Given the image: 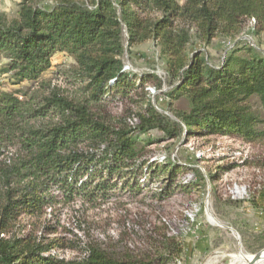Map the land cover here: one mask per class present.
<instances>
[{
    "label": "trees",
    "instance_id": "1",
    "mask_svg": "<svg viewBox=\"0 0 264 264\" xmlns=\"http://www.w3.org/2000/svg\"><path fill=\"white\" fill-rule=\"evenodd\" d=\"M41 1L21 0L13 19L0 13V74L8 76L10 87L26 83L17 91L0 84V264H62L46 254L63 248L65 240L44 243L34 231L8 236L21 216L41 220L60 203L79 199L96 208L124 194H141L148 186L137 180L143 172L148 174L143 181L157 182L161 175L168 186L174 182L182 167L167 159L161 167L140 153L141 143L151 142L141 140L149 132L168 141L228 135L264 143V53L235 49L216 68L198 52L188 56L189 46H206L217 37L233 41L245 21H254L255 36L264 32V0H97L90 2L92 8L86 0ZM149 41L166 58L173 117L147 102L135 125L124 120L114 126L100 107L111 95L131 98L141 88L123 69L124 44L130 51ZM58 53L74 63L61 72L75 89L72 96L43 78ZM180 97L188 108L170 112V101ZM251 99L259 101L262 111L249 107ZM195 173L197 182L177 188L203 193L205 179ZM166 195L163 189L151 193L156 201ZM116 248L97 241L85 244L77 264H150L145 254L153 252L152 264H176L182 245L178 238L162 235L158 244L137 254L125 250L127 258L110 252ZM263 248L264 243L246 252L253 256Z\"/></svg>",
    "mask_w": 264,
    "mask_h": 264
},
{
    "label": "rangeland",
    "instance_id": "2",
    "mask_svg": "<svg viewBox=\"0 0 264 264\" xmlns=\"http://www.w3.org/2000/svg\"><path fill=\"white\" fill-rule=\"evenodd\" d=\"M20 1L0 0V13L7 19L15 18ZM86 1L92 8L90 2L97 0ZM254 33V21H245L241 33L233 41L217 37L206 46L195 44L189 46L188 56L190 58L198 52L205 64L216 68L235 49L237 52L248 49L262 54L264 32L257 31L256 36ZM123 37L126 41L125 33ZM243 47L246 49L240 50ZM124 49L123 69L128 79L141 88L132 91L131 98L109 96L100 111L117 127L122 126L124 120L129 125H135L138 110L147 102L159 113L173 117L168 112L167 95L172 86L168 84L166 58L160 54L156 43L149 41L132 47L130 51L125 43ZM51 63L43 78L52 79L62 91L72 96L75 89L65 82L67 80L61 72L70 69L74 65L73 60L58 53L52 57ZM144 76L149 78L146 77L141 84L140 79ZM155 79L161 82L160 88ZM8 81L7 75L0 74V84L5 90L17 91L26 85L10 87ZM142 88L148 95H143ZM170 103V112L188 108L187 101L181 97L172 99ZM248 105L252 110L262 111L257 99H251ZM148 138L151 142L141 143L140 153L150 162L165 167L167 159L183 168L169 186L163 182L161 175L157 182L154 179L143 181L148 174L141 172L143 175L137 178L138 182L142 183L141 187L148 185L141 194H124L119 201L113 198L96 208L79 199L69 204L60 203L47 209L41 220L21 216L12 225L8 236L20 238L34 231L44 243H47L46 239L65 240L63 248L52 249L46 254L62 261V264L79 263L83 256L82 246L91 242L117 247L116 252H110L127 258L125 250L133 249L137 254L138 250L148 249L151 243L158 244L162 235L178 238L182 245L176 264H245L241 255H248L246 250L264 243V236H259L264 230V204L261 202V195L264 194V143L248 144L241 138L228 135H192L168 141L155 131L143 135L141 140ZM195 170L200 171L205 179V191L202 193L198 188L178 189L177 186H184L190 181L197 182ZM211 176L214 177L211 179ZM161 189L167 191V195L156 201L151 193ZM53 193L58 194L56 190ZM262 250L264 248L259 252ZM145 255L151 258L149 263L152 264L155 253Z\"/></svg>",
    "mask_w": 264,
    "mask_h": 264
},
{
    "label": "bare ground",
    "instance_id": "3",
    "mask_svg": "<svg viewBox=\"0 0 264 264\" xmlns=\"http://www.w3.org/2000/svg\"><path fill=\"white\" fill-rule=\"evenodd\" d=\"M242 260L244 261L245 264H260V263H264V250L260 252L259 254V260L254 262V256H250V255H241Z\"/></svg>",
    "mask_w": 264,
    "mask_h": 264
},
{
    "label": "water",
    "instance_id": "4",
    "mask_svg": "<svg viewBox=\"0 0 264 264\" xmlns=\"http://www.w3.org/2000/svg\"><path fill=\"white\" fill-rule=\"evenodd\" d=\"M259 254H260V252L254 255V262L259 260Z\"/></svg>",
    "mask_w": 264,
    "mask_h": 264
}]
</instances>
